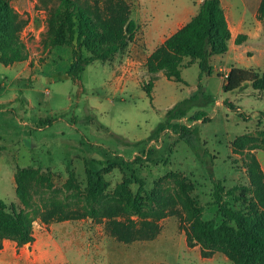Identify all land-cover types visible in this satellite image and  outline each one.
<instances>
[{
	"label": "rangeland",
	"instance_id": "obj_1",
	"mask_svg": "<svg viewBox=\"0 0 264 264\" xmlns=\"http://www.w3.org/2000/svg\"><path fill=\"white\" fill-rule=\"evenodd\" d=\"M127 1L139 25L135 39L72 77V46L47 43V9L36 8L37 0H12L29 18L22 35L30 54L9 65L0 61V198L24 207L16 194L18 167L40 171L41 177L31 179V192L32 202L42 208L51 202L82 208L89 171L106 179L107 204L115 202L112 195L121 185L136 193L139 177L167 204L158 233L124 242L107 229V219L44 222L37 217L32 244L19 247L11 238L0 240V264H234L222 252L203 257L199 245L188 246L183 225L194 201L204 207V219L221 222L212 203L214 181L226 187L248 183L247 154L264 160V91L248 82L223 89L232 66L264 70L263 27L251 45H234L212 57V74L202 73L198 63L182 67L184 81L159 72L151 98L143 88L151 78L148 56L198 11L202 0ZM225 2L257 28L258 0ZM192 95L196 99L186 115L172 119L193 129L192 143L170 128L156 130L166 124L170 107ZM197 110L208 120L192 119ZM71 172L73 188L67 187Z\"/></svg>",
	"mask_w": 264,
	"mask_h": 264
},
{
	"label": "trees",
	"instance_id": "obj_2",
	"mask_svg": "<svg viewBox=\"0 0 264 264\" xmlns=\"http://www.w3.org/2000/svg\"><path fill=\"white\" fill-rule=\"evenodd\" d=\"M43 7L49 13L47 43L69 45L73 48V61L68 75L88 63L107 60L125 49L135 39L138 23L131 16L127 0H37L36 8ZM258 18L264 30V0L257 8ZM29 18L20 12L12 0H0V61L9 65L28 59L30 51L23 38V30ZM246 37H236L239 44ZM231 29L222 0H202L198 11L184 24L167 36L148 56L146 67L151 78L143 85L152 98V89L159 72L175 81H184L182 67L198 63L201 72L212 74L211 58L224 54L229 49ZM86 50L89 54L84 55ZM185 58H190L187 65ZM264 91V70L253 67L232 66L226 75L223 89H239L245 83ZM196 95L178 101L166 112V124L156 130L170 128L180 139L189 143L193 129L185 123L174 122L175 116L186 115ZM229 106L233 107L229 103ZM243 114V113H242ZM246 116V115H244ZM192 119L208 120V116L197 110ZM261 145L264 149V131ZM245 165L248 183H237L226 187L222 180H215L212 203L222 220L204 219V207L197 201L187 210L183 225L187 245H199L203 257L216 252L225 254L234 264H264V169L256 155L247 154ZM40 171L20 168L15 171L16 194L23 208L7 203L0 198V240L11 238L19 246L35 240L33 220L44 222L90 217L106 220L107 229L124 242L153 238L159 230L158 220L166 212L167 204L145 189L142 178L136 177L139 188L133 193L126 186L116 188L112 195L115 202L107 204V181L101 173L88 172L85 204L72 208L66 204L51 202L43 208L32 202L31 179ZM38 176H36L38 178ZM49 182L50 177H45ZM52 188V183H49ZM67 187H74V174L70 173ZM30 208V212L27 210ZM132 216H137L135 219ZM151 218V219H149Z\"/></svg>",
	"mask_w": 264,
	"mask_h": 264
},
{
	"label": "crops",
	"instance_id": "obj_3",
	"mask_svg": "<svg viewBox=\"0 0 264 264\" xmlns=\"http://www.w3.org/2000/svg\"><path fill=\"white\" fill-rule=\"evenodd\" d=\"M222 3H223V6L225 8L226 16H227V19H228V22H229V26H230V29H231V38L229 40V49L230 48L232 49V47L234 45H243V43H247L248 45H251L252 43H250V42H251V40L253 41L255 39L256 32L259 29H262V27H263L262 21L260 19L257 20L258 23L256 24V27H257L256 29L253 28V27H250L249 26L250 24H249V21H248L249 18H246L245 14H239L238 12H236L235 10H233L231 8L228 10V7H230V5L226 4L225 0H222ZM259 3H260V0H258V2H257L256 11L254 13L255 15L257 14V8H258ZM240 33L245 34L246 37L243 39V41L241 43L237 44L236 43V37ZM214 56H212V57H214ZM229 70H230V68H229ZM228 72L229 71H227L225 73V76L228 74ZM258 158H259V161H260V163H261V165H262V167L264 169V160L261 158L260 155L258 156ZM27 244H32V243H27ZM19 247H22V246H19ZM29 264H32V263H29Z\"/></svg>",
	"mask_w": 264,
	"mask_h": 264
}]
</instances>
